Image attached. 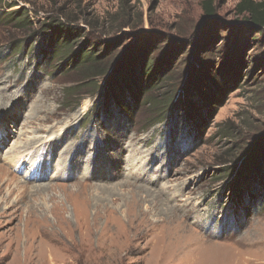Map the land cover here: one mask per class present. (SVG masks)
I'll return each instance as SVG.
<instances>
[{
    "label": "rangeland",
    "instance_id": "1",
    "mask_svg": "<svg viewBox=\"0 0 264 264\" xmlns=\"http://www.w3.org/2000/svg\"><path fill=\"white\" fill-rule=\"evenodd\" d=\"M202 1L0 0V264H264V164L253 160L264 148V34L249 42L241 32L239 0H212L211 17ZM62 5L96 20L77 23L100 42L139 35V54L117 69V100L145 43L174 57L179 95L184 80L205 89L207 71L224 72L234 56L240 70L207 102L192 95L205 108L197 127L168 117L145 129L157 109L138 103L131 122L50 56L52 33L40 28ZM122 6L131 28L114 17ZM13 11L31 27H17Z\"/></svg>",
    "mask_w": 264,
    "mask_h": 264
},
{
    "label": "trees",
    "instance_id": "2",
    "mask_svg": "<svg viewBox=\"0 0 264 264\" xmlns=\"http://www.w3.org/2000/svg\"><path fill=\"white\" fill-rule=\"evenodd\" d=\"M10 4L11 5L9 6H12V3ZM60 8L52 10V12H57V14L47 18L48 20L46 23L44 24L43 22L40 28V31H43V34L47 33V30L48 33H52V44L49 51L51 54L50 56L64 62L69 60L64 67L65 70L76 71L79 75L80 81L82 82L81 84L90 86V90L93 91L92 94L99 93L100 99L98 100L103 103L108 93L111 98L112 91H114V89L116 91V87L121 85L120 83L116 84L119 80V77L116 78L118 73L117 69L123 64L127 68L130 67L129 61L132 54L138 51L137 47L138 42L141 41L139 40L140 37L138 34H135V36L122 34V36L116 37L111 41L100 42V40L90 37L89 34L85 32V28L79 26L77 23L80 21L86 24V26L92 28L94 26L93 23L96 20H86L85 17L78 19L73 16L72 11H68L65 8V5L60 6ZM202 9L207 17L213 16L214 7L212 6V0H203ZM23 12H8V18L16 21L15 25L17 27L24 25L31 27L32 20ZM235 12L238 15H241L244 21V24L240 29L241 32L245 33L249 42H256L257 37H261L262 34H264V0H239L235 5ZM137 16L140 18V14H137ZM114 17H123L126 19V22H124L122 26H120L121 24L119 25L120 27L128 26L131 28L134 26L131 24V21L134 20L135 17L131 13L130 9H125L122 6L118 11V14H115ZM111 19L112 22H117V18ZM35 31L36 29L32 28L31 32L34 33ZM127 41L128 43L123 47L124 51L122 50L123 52L118 53V47L122 46ZM145 44L147 45L142 46L145 53L136 58L139 59L138 62L133 63L135 64V68L133 69L135 73L132 72V74L128 75V78L131 77L133 82L132 87L127 88L128 90L126 91L128 98L124 99V95H122L120 100H117V96L112 97V102L119 110L121 109L120 113L131 122L134 121L132 117L135 111L131 114L128 109L134 110L136 108V104L143 103L149 108L157 109V113H155L156 116L150 120V122L145 124V129H148L156 122L165 120L168 117L171 120L172 117H174L176 122L175 125H177L178 129H182L187 126L189 129L197 127V119L198 117L204 115L205 108L201 107L202 103H196V99H192V95H198V97L206 102L207 100L204 99L208 98L207 91H212V95L214 94L218 96L224 90H222L225 83L224 76L231 74L235 77L238 70H240L239 68L242 63V61L236 59L234 56V58H230L231 66L229 67V62H227L226 65L228 67L224 72L208 70L205 77H203V80L207 81V83L200 79V84L202 83L205 85V89H198L195 87V89L192 90L184 87V80L181 83L182 91H180L182 94H180L181 97L179 98L180 95L179 89L177 88L178 86H174V84H172V79L168 76L174 66V57L170 54L161 55L160 58L154 57L152 54L155 52L156 48L152 45L149 46L150 43ZM255 47H257L256 44L253 48ZM259 47L260 44L258 43L257 49ZM236 49L238 52L240 51L239 47ZM135 54L138 55L139 53ZM131 59L133 60V58ZM235 59L237 61H235ZM191 75L192 77L196 76V73L192 72ZM101 77L105 78L104 84H99L96 80ZM216 79H219V83ZM78 88L79 85L72 86L68 89L67 93L72 94ZM160 89L165 91L159 92ZM154 92L159 93L154 94ZM186 95L190 96L192 100H187ZM132 103H135L134 108ZM189 108L192 109L193 114H190ZM187 113H189L190 116H188ZM184 120H188L187 124H185L186 126L181 124ZM185 121L184 123H186ZM241 128H243V126ZM222 131H224L222 132L224 135H227V137L234 140L240 138L239 136L241 135V132H238L236 129L232 130L229 126H225ZM177 132H180V130ZM237 149L238 148L236 147L232 149L230 154L236 155L234 150L238 151ZM253 160L256 164L257 161L264 164V148L260 152H255ZM262 166L264 167V165ZM261 183L264 184V178ZM261 183L259 184L260 187L262 186ZM258 195L262 198V201L260 199V202L263 203L264 193L260 192Z\"/></svg>",
    "mask_w": 264,
    "mask_h": 264
},
{
    "label": "bare ground",
    "instance_id": "3",
    "mask_svg": "<svg viewBox=\"0 0 264 264\" xmlns=\"http://www.w3.org/2000/svg\"><path fill=\"white\" fill-rule=\"evenodd\" d=\"M1 131V130H0ZM59 133V132H58ZM4 142V141H3ZM184 251H190L191 250V244L189 243V244H187V246L183 249Z\"/></svg>",
    "mask_w": 264,
    "mask_h": 264
}]
</instances>
